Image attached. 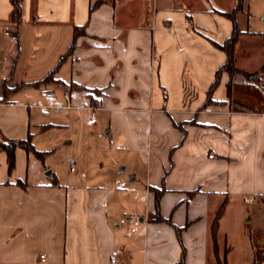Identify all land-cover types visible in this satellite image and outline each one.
I'll return each mask as SVG.
<instances>
[{
  "label": "crops",
  "instance_id": "crops-1",
  "mask_svg": "<svg viewBox=\"0 0 264 264\" xmlns=\"http://www.w3.org/2000/svg\"><path fill=\"white\" fill-rule=\"evenodd\" d=\"M11 10L0 135L45 156L16 148L9 171L0 151V264H264V0ZM235 30V67L258 76L222 72L209 93ZM108 151L124 159L99 164Z\"/></svg>",
  "mask_w": 264,
  "mask_h": 264
},
{
  "label": "trees",
  "instance_id": "trees-1",
  "mask_svg": "<svg viewBox=\"0 0 264 264\" xmlns=\"http://www.w3.org/2000/svg\"><path fill=\"white\" fill-rule=\"evenodd\" d=\"M22 1L23 0H10V4L12 7L11 15H10L11 21L15 25H18L21 22ZM233 14H234V12L224 14V15L226 17L232 18ZM238 35H239V32L235 30V31H233V34L231 35V37L229 39H227L223 44L216 45L221 51H223L225 53L226 62L216 72L215 79H214V81H213V83L209 89V93L218 84L219 76L222 72H227L229 75L241 73V74L245 75V77H247V78L252 77V75L250 73L241 72L240 70H238L235 67L234 52H235V45L237 42ZM16 148H22L27 153H30V154L36 156L40 160H43V157L45 156V154L39 153L34 149L33 145L31 144L30 136L26 140L15 141V140L5 139L0 135V151L5 152L7 155V164H8V170L9 171H11L14 167V163H15L14 151ZM223 208H224V204L220 207V209L216 215V218L213 222V228L216 227L218 219L222 214ZM262 259H264V251L261 254L260 258L255 263H258Z\"/></svg>",
  "mask_w": 264,
  "mask_h": 264
},
{
  "label": "rangeland",
  "instance_id": "rangeland-1",
  "mask_svg": "<svg viewBox=\"0 0 264 264\" xmlns=\"http://www.w3.org/2000/svg\"><path fill=\"white\" fill-rule=\"evenodd\" d=\"M251 20L253 21L254 19L251 18ZM251 75H252V77L257 78L258 73H254L253 72V73H251ZM123 159H124L123 155L121 157L119 154H117L115 152L108 151V152H105V153L102 154V160H100L99 164H101L102 162H105L106 165H107L109 161H111V162H119V161H121L122 162ZM124 168H125V165L119 163L117 165V167H116V170H117V172H119V171H122V169H124ZM127 175H132V174H129L128 170H123V172H121L119 174V177H126ZM129 178H130V176H129ZM129 178H128V180H129ZM246 208L251 210L252 217H253V221L252 222L249 221V222L246 223L247 224V228L252 227V231H254L256 229V227H259L260 225H262V221L260 220V221L257 222V220H256V209L257 208H256L255 204L246 206ZM249 217L250 216H247L246 219H248Z\"/></svg>",
  "mask_w": 264,
  "mask_h": 264
},
{
  "label": "built area",
  "instance_id": "built-area-1",
  "mask_svg": "<svg viewBox=\"0 0 264 264\" xmlns=\"http://www.w3.org/2000/svg\"><path fill=\"white\" fill-rule=\"evenodd\" d=\"M0 68H1V62H0ZM71 171H73V168H71ZM244 201L248 203L251 200L244 199ZM44 262H45V256L44 255H40V263L43 264ZM109 264H118L117 252L116 251H113L111 253Z\"/></svg>",
  "mask_w": 264,
  "mask_h": 264
},
{
  "label": "water",
  "instance_id": "water-1",
  "mask_svg": "<svg viewBox=\"0 0 264 264\" xmlns=\"http://www.w3.org/2000/svg\"><path fill=\"white\" fill-rule=\"evenodd\" d=\"M49 174V172H47V174L46 175H48Z\"/></svg>",
  "mask_w": 264,
  "mask_h": 264
}]
</instances>
